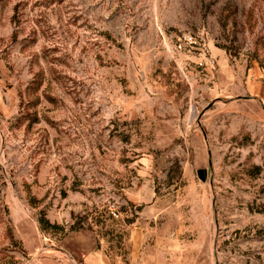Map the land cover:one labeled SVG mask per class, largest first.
<instances>
[{"label": "rangeland", "instance_id": "rangeland-1", "mask_svg": "<svg viewBox=\"0 0 264 264\" xmlns=\"http://www.w3.org/2000/svg\"><path fill=\"white\" fill-rule=\"evenodd\" d=\"M0 264H264V0H0Z\"/></svg>", "mask_w": 264, "mask_h": 264}, {"label": "trees", "instance_id": "trees-1", "mask_svg": "<svg viewBox=\"0 0 264 264\" xmlns=\"http://www.w3.org/2000/svg\"><path fill=\"white\" fill-rule=\"evenodd\" d=\"M42 225H43L44 230H58V229H62L58 225L50 224V222H48L47 220L42 221Z\"/></svg>", "mask_w": 264, "mask_h": 264}, {"label": "water", "instance_id": "water-1", "mask_svg": "<svg viewBox=\"0 0 264 264\" xmlns=\"http://www.w3.org/2000/svg\"><path fill=\"white\" fill-rule=\"evenodd\" d=\"M198 175H199V177H200V179L202 180V181H204L205 180V178H204V172L203 171H199V173H198Z\"/></svg>", "mask_w": 264, "mask_h": 264}]
</instances>
